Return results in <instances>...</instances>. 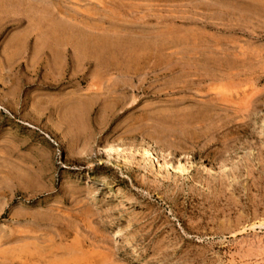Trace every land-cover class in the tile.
Here are the masks:
<instances>
[{
    "label": "rangeland",
    "instance_id": "obj_1",
    "mask_svg": "<svg viewBox=\"0 0 264 264\" xmlns=\"http://www.w3.org/2000/svg\"><path fill=\"white\" fill-rule=\"evenodd\" d=\"M0 264H264V0H0Z\"/></svg>",
    "mask_w": 264,
    "mask_h": 264
},
{
    "label": "bare ground",
    "instance_id": "obj_2",
    "mask_svg": "<svg viewBox=\"0 0 264 264\" xmlns=\"http://www.w3.org/2000/svg\"><path fill=\"white\" fill-rule=\"evenodd\" d=\"M94 42V41H93ZM97 45V44H96ZM94 50V49H93ZM116 56V55H115ZM145 57V56H144ZM132 61V60H131ZM138 65V64H137ZM107 68V67H106ZM237 104V103H236ZM152 155L149 153V157H151ZM154 158V157H153Z\"/></svg>",
    "mask_w": 264,
    "mask_h": 264
}]
</instances>
